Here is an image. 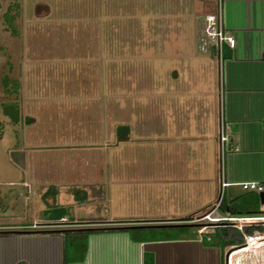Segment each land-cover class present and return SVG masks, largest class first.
Segmentation results:
<instances>
[{
  "label": "rangeland",
  "instance_id": "374dc122",
  "mask_svg": "<svg viewBox=\"0 0 264 264\" xmlns=\"http://www.w3.org/2000/svg\"><path fill=\"white\" fill-rule=\"evenodd\" d=\"M215 1L204 0L198 14L213 10ZM138 4L137 0H0V181L29 177L37 182L30 170L45 159L55 158L61 166L65 156L85 158L98 170L104 154L133 152L141 157L142 172H177L183 163L182 148L176 142H188L198 151V145L204 144L203 133L215 131L220 114V55L206 53L203 34L196 36L199 49L190 55L176 48L156 49L171 21L162 12L141 13ZM149 42L155 45L145 44ZM122 123L128 124L130 142L114 148L112 144L124 135V131L117 133V125ZM50 143L54 146H46ZM156 155L170 159L154 162ZM105 180H91L87 186L61 182L38 188L37 183V198L44 212L49 205L59 208L64 198H88L66 207L69 219L106 217L111 213L108 198L115 183ZM179 181L143 180L139 184L155 191L166 184L175 192L186 188ZM0 190L16 191L4 184ZM153 196L134 203L150 201L160 206L158 213H165L172 202ZM28 204L32 206L31 199ZM16 205L22 208L19 201ZM29 210L32 221L34 213ZM166 213V217L176 214L178 218L191 213L193 217L187 221L194 222L193 235L199 229L204 233L223 226L201 218V211ZM256 224L262 229L251 234L258 238L247 242L243 235L236 253L228 248L227 264H264V220ZM228 226L234 232L240 225L232 221ZM221 232L217 228L211 235L218 241ZM177 233L174 226L133 231L147 238ZM187 234H192L190 229ZM83 239L84 233L67 234V244H73L76 255Z\"/></svg>",
  "mask_w": 264,
  "mask_h": 264
},
{
  "label": "crops",
  "instance_id": "0c3cea01",
  "mask_svg": "<svg viewBox=\"0 0 264 264\" xmlns=\"http://www.w3.org/2000/svg\"><path fill=\"white\" fill-rule=\"evenodd\" d=\"M203 1L193 0L195 10L190 18L189 41L185 46L176 48L189 55L197 47L199 49L196 43L199 34L205 37L206 53L219 54L215 45L209 48L204 35V15L198 14L204 7ZM211 11L219 13L226 31L235 37V44L230 47L224 43L226 56L219 54L217 59L221 76L220 114L215 131L212 129V134L203 133L202 150L200 145L197 151L195 145L176 142L181 145L179 156L183 163L182 170L177 172H142L139 167L141 157L133 152L127 155L104 154L98 170L85 158L65 156L61 166H57L55 158L49 162L45 159L40 162L41 166L33 165L30 170L33 172L31 178H36L37 182L29 177L1 180L0 185H7L16 191L0 190V264H227L228 248L234 249V254L238 244L221 245V240L217 241L211 235L217 228L228 226L230 221L226 220L218 221L223 226L203 230L204 233L193 235L195 229L192 228V234L179 233L176 238L168 239H146L141 234H134L136 238H133L129 231L116 228L92 231L84 234L78 255L73 253V244L68 246L67 234L83 233L76 228L183 221L174 219L178 218L176 214L164 216L168 214L166 212L176 210L207 209L205 213H217L218 216H254L253 224L264 220V189L256 191L240 185L243 180H258L264 184V0H216L214 9L206 12ZM222 123L228 134L225 142L220 138ZM128 142L120 141L118 148ZM48 145L54 146L51 143ZM169 146L173 148V143H168ZM169 159L163 160L158 155L153 157L154 162H167ZM79 160L83 167L77 165ZM96 179L115 183L114 193L108 198L109 202L112 201L111 213L106 217L73 216L70 220L68 209L58 217L57 204L54 207L47 205L49 209L44 212L43 203L37 198L38 188L43 185L61 182H72L73 185L75 182L87 186ZM143 180H180L185 182L186 188L174 192L164 184L155 191L151 186L145 188L139 184ZM37 183H40L39 186ZM147 192L150 199L155 197L154 194L172 202L165 213H158L160 206L150 201L138 205L139 199L147 198ZM260 192H263V201ZM222 198L226 202L225 210L219 206ZM29 199L32 200L31 207L28 206ZM61 200L58 205L65 209L73 207L76 201L73 196ZM18 201L21 209L16 205ZM80 201L76 202H87L88 198L82 197ZM232 205L238 211L233 212L229 208ZM28 210L34 213L32 221ZM63 216L65 220H61ZM159 218H162L161 221ZM203 234H206L207 242Z\"/></svg>",
  "mask_w": 264,
  "mask_h": 264
},
{
  "label": "flooded vegetation",
  "instance_id": "af4514ba",
  "mask_svg": "<svg viewBox=\"0 0 264 264\" xmlns=\"http://www.w3.org/2000/svg\"><path fill=\"white\" fill-rule=\"evenodd\" d=\"M143 14L162 12L164 18L170 20L168 29L163 31L159 41V50H167L185 46L189 41L190 18L195 7L193 0H137ZM125 2V1H124ZM123 3V2H122ZM138 8V7H137ZM176 22V23H175ZM179 22V23H178ZM167 24L164 25L166 27ZM180 36V37H179ZM151 46L155 43H145ZM157 49V48H156Z\"/></svg>",
  "mask_w": 264,
  "mask_h": 264
},
{
  "label": "trees",
  "instance_id": "16d2710c",
  "mask_svg": "<svg viewBox=\"0 0 264 264\" xmlns=\"http://www.w3.org/2000/svg\"><path fill=\"white\" fill-rule=\"evenodd\" d=\"M221 56L222 57L226 56V51H225L224 47L222 48ZM127 129H128V124L122 123V124L117 125V133L120 134L122 131H124V135H122V136L119 135V137L117 138V141H115L112 144V146L114 148L118 147L120 141H128V140H130V137H128V135L130 136L131 132L128 133ZM219 206L221 207L222 210L226 209V202L224 201L223 198L220 200ZM232 206H229V208H231L233 212L238 211L237 209H235L234 205H232ZM205 211H207V209L206 210L204 209L203 211H201V214H204ZM65 212H66V209L64 207L57 208V216L58 217L63 215ZM194 216H196V215H194ZM191 217H193V215H191V213H187V216H184V217L178 218V219H180V220H189ZM174 227H176L178 229V233L175 234V235L160 234V235H154V236H152L150 238L148 237L146 239L176 238L179 235V233H187L189 229L194 228L193 224H180V225H177V226H174ZM228 227H230V226L221 227L222 232H221V234H219V236L221 235L220 239H219V240H221L220 241L221 245H225V244H228V243L241 244V243L244 242L243 234H242L243 232L247 233V234H251L253 232V230H255V229H257V230L262 229V227L259 224H253V223H249V224L244 225L243 226L244 228L242 229V231L239 230V228H234L235 231L231 232ZM114 228H116L118 230L129 231L131 233V236L133 238H136V236L134 237V234H133L132 231L137 230V229H142L143 227H140V226H132V227H128V226L103 227L102 226V227L76 228V230L81 231L84 234H87V233L92 232V231L104 230V229H114ZM205 241L206 242L208 241L206 239V236H205Z\"/></svg>",
  "mask_w": 264,
  "mask_h": 264
},
{
  "label": "built area",
  "instance_id": "2783aa9c",
  "mask_svg": "<svg viewBox=\"0 0 264 264\" xmlns=\"http://www.w3.org/2000/svg\"><path fill=\"white\" fill-rule=\"evenodd\" d=\"M204 35L206 36V40L208 42V46H216L218 49L219 54L222 52V48L224 43L227 44L230 47H233L235 44V37L229 34L226 31V28L224 24L221 22L220 15L217 12L211 11V12H206L204 14ZM221 129V141H226L228 134L225 128V125L222 123L220 126ZM224 183V182H223ZM240 185L243 188H249L253 189L256 191H261L264 189V184L260 183L258 180H243L240 181ZM201 218H208L210 221H215L218 222L220 220H226V221H234L239 223V228L242 231V223H251L252 220L255 219L254 216H216L212 217L210 215V212H206L203 214ZM215 218V219H212ZM66 218L63 216L61 217V220H65ZM201 229H199V232ZM248 242L249 238L252 236H257V235H252V234H245L244 232L242 233Z\"/></svg>",
  "mask_w": 264,
  "mask_h": 264
},
{
  "label": "water",
  "instance_id": "95a60500",
  "mask_svg": "<svg viewBox=\"0 0 264 264\" xmlns=\"http://www.w3.org/2000/svg\"><path fill=\"white\" fill-rule=\"evenodd\" d=\"M260 198L263 201V192H260ZM194 222L191 221H167V222H150V223H141V224H130V225H123V226H177L180 224H193Z\"/></svg>",
  "mask_w": 264,
  "mask_h": 264
},
{
  "label": "bare ground",
  "instance_id": "6f19581e",
  "mask_svg": "<svg viewBox=\"0 0 264 264\" xmlns=\"http://www.w3.org/2000/svg\"><path fill=\"white\" fill-rule=\"evenodd\" d=\"M212 219H215V218H212ZM260 219H263L262 217H260ZM251 238H258V236H252L249 238L248 242L250 241ZM238 248V247H237Z\"/></svg>",
  "mask_w": 264,
  "mask_h": 264
}]
</instances>
